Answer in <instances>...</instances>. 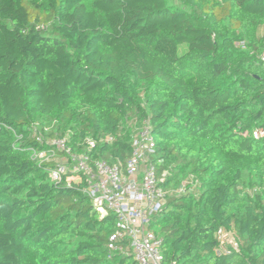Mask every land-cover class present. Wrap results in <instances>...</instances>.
Returning a JSON list of instances; mask_svg holds the SVG:
<instances>
[{
  "label": "trees",
  "instance_id": "trees-1",
  "mask_svg": "<svg viewBox=\"0 0 264 264\" xmlns=\"http://www.w3.org/2000/svg\"><path fill=\"white\" fill-rule=\"evenodd\" d=\"M263 54L264 0H0V264H135L85 179L29 148L113 165L144 121L162 187L192 178L152 220L164 264H264ZM221 228L240 252L216 256Z\"/></svg>",
  "mask_w": 264,
  "mask_h": 264
},
{
  "label": "built area",
  "instance_id": "built-area-1",
  "mask_svg": "<svg viewBox=\"0 0 264 264\" xmlns=\"http://www.w3.org/2000/svg\"><path fill=\"white\" fill-rule=\"evenodd\" d=\"M240 46L244 47V43ZM260 60L264 68V54ZM151 131L148 121L136 127L129 158L113 165L105 161H92L89 154L74 153L66 139L44 142L39 136L36 139L45 149L29 148L31 160L39 166L55 162L53 167L46 169L51 182L61 183L64 177H68L69 181L74 176H82L86 183L83 193L90 198L95 211L101 218L109 213L116 217V230L107 246L109 259L119 253L131 256L135 264H164L162 238L151 228L152 220L162 213L168 196L183 194L192 181L191 178L184 182L176 191L162 187L166 175L158 176L152 163L156 145ZM252 135L260 139L264 137V131L255 129ZM19 140H22V136L18 137ZM102 142L111 143L113 138L106 137L99 141L88 139V152ZM60 156L64 161L56 162ZM216 240V256L240 252L239 240L231 230L219 229Z\"/></svg>",
  "mask_w": 264,
  "mask_h": 264
},
{
  "label": "rangeland",
  "instance_id": "rangeland-1",
  "mask_svg": "<svg viewBox=\"0 0 264 264\" xmlns=\"http://www.w3.org/2000/svg\"><path fill=\"white\" fill-rule=\"evenodd\" d=\"M57 160V159H56ZM60 161H64V158L60 156V158L56 161V162H60ZM180 187H173L170 190L176 191L178 190Z\"/></svg>",
  "mask_w": 264,
  "mask_h": 264
}]
</instances>
